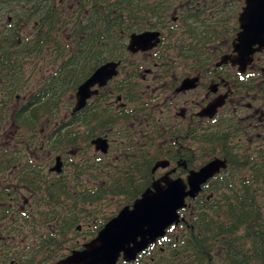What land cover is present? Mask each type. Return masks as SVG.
<instances>
[{
  "label": "trees",
  "instance_id": "trees-1",
  "mask_svg": "<svg viewBox=\"0 0 264 264\" xmlns=\"http://www.w3.org/2000/svg\"><path fill=\"white\" fill-rule=\"evenodd\" d=\"M240 5L233 0H0V133L11 116L21 132L44 118L61 119L50 132V148L67 157V180L45 182L34 190L48 207L60 206V230L91 222L89 237H95L149 187L151 168L165 149L143 140L124 171L105 172L101 157L91 158L89 142L98 134L129 133L126 123L135 122L136 94L122 92L131 108L128 113L108 112L103 88L93 102L71 114L79 85L106 62H120L119 70L133 64L126 49L128 36L146 30L160 31L159 53L174 55L173 63L188 59L194 67L208 64L225 49L215 44L218 24L235 20ZM260 68L264 57L258 58ZM33 73L43 74L26 96V78ZM123 80L115 78L106 87L132 84ZM254 91L264 94V81L254 84ZM16 96L27 100L13 112L10 104ZM222 139L205 144L214 149ZM247 156L245 152L236 176L238 187L229 173L208 186L200 201L187 200L179 212L184 220L132 264H264V140L255 141L250 161ZM229 164L241 165L239 160ZM70 175L76 187H71ZM113 201L118 210L107 213L105 206ZM28 264H39L35 255Z\"/></svg>",
  "mask_w": 264,
  "mask_h": 264
},
{
  "label": "flooded vegetation",
  "instance_id": "flooded-vegetation-1",
  "mask_svg": "<svg viewBox=\"0 0 264 264\" xmlns=\"http://www.w3.org/2000/svg\"><path fill=\"white\" fill-rule=\"evenodd\" d=\"M233 1L241 4L236 19L222 22L217 27L219 37L215 44L220 43L225 49L221 51V55L209 60L208 64L202 63L194 67L191 65L193 61L188 59L183 60L182 64L177 61L173 63L170 59L174 55L159 53L160 44L149 52L128 54L134 63L118 70V74L110 81L117 78L132 84L120 89L113 85L106 87L107 84L104 87L106 92L103 104L108 112L128 113L131 108L123 100L122 92L132 90L137 99L134 105L137 108L136 120L126 123L128 134H98L89 142L91 158L101 157L106 164L105 172L124 171L123 167L140 150L142 141L153 140L165 149L162 150L163 157L151 168L152 178L148 188L166 174H169L170 179L181 178L186 183L190 172H197L214 159L224 161L225 168L220 169L201 186V191L194 200L204 196L203 191L208 186L219 182L229 173L234 186H239L236 176L238 170L243 169V155L246 152L250 161L254 141L264 140V94L254 91V84L264 81V69H256L258 58L264 57V50L254 54L253 62L243 73L229 62L216 66L223 56L235 55L232 45L240 32L238 18L245 0ZM8 19L10 21V17ZM172 22H176V19ZM128 42L129 38L127 44ZM164 59L169 61L162 62ZM131 66L135 69H130ZM36 74L38 73L26 78V96L29 95L30 88H35L43 73L39 76ZM129 75L134 77L129 78ZM187 79L192 80L195 86L180 90L182 82ZM94 97L89 102H93ZM21 100L11 104L14 106L13 112L27 99L22 97ZM60 122L61 119L44 118L38 121L36 127H24L21 132L11 116L2 128L0 264H28L34 255L39 264H64L63 261L73 252L82 251L94 239L89 237L91 222L80 224L70 231L60 230L62 215L56 211L60 206L53 209L48 207L46 199L40 197L39 190L38 193L34 191L40 189L45 182L67 180L70 171L67 157L50 148V132ZM219 130L221 131L218 132ZM106 131L109 132V129ZM218 137L219 140L223 138L224 143H216L214 149L205 144L209 139ZM97 139L106 142L104 152L97 150L92 144ZM163 143H167V147ZM117 148L120 149L117 151ZM156 148L155 146L154 149ZM163 160L168 162V166L153 170L155 164ZM231 160L236 163L239 160L241 165L231 166ZM251 168L252 166L247 167ZM73 175L76 177V173ZM73 175H70L71 187H76Z\"/></svg>",
  "mask_w": 264,
  "mask_h": 264
},
{
  "label": "water",
  "instance_id": "water-1",
  "mask_svg": "<svg viewBox=\"0 0 264 264\" xmlns=\"http://www.w3.org/2000/svg\"><path fill=\"white\" fill-rule=\"evenodd\" d=\"M240 32L233 43L234 56H223L217 67L228 62L237 66L241 73L253 62V56L264 50V0H245L238 18ZM158 32L145 31L129 37L127 49L130 53L147 52L160 42ZM119 62H107L97 68L75 93L72 114L81 111L87 101L97 94L94 87L102 88L118 74ZM192 80H184L180 90L191 89ZM96 149L105 151L106 142L97 139L92 142ZM59 167V164H57ZM167 161H159L154 169L166 168ZM225 168V162L214 159L197 172H190L186 183L181 178L170 179L169 174L155 181L131 206L123 207L110 219L95 238L82 251L73 252L64 264H118L134 262L166 231L180 222L179 211L186 208V199H194L201 186ZM183 220V219H181Z\"/></svg>",
  "mask_w": 264,
  "mask_h": 264
},
{
  "label": "rangeland",
  "instance_id": "rangeland-1",
  "mask_svg": "<svg viewBox=\"0 0 264 264\" xmlns=\"http://www.w3.org/2000/svg\"><path fill=\"white\" fill-rule=\"evenodd\" d=\"M41 66H44V64H41ZM38 76H39V75H38ZM17 102H20V99H17ZM11 104H12V105L16 104V101L13 99V100L11 101ZM254 143H255V141H254ZM116 203H117L116 201H113L112 203H110V204H108L107 206H105V211H106L107 213L112 212V211H117L118 208H117Z\"/></svg>",
  "mask_w": 264,
  "mask_h": 264
}]
</instances>
